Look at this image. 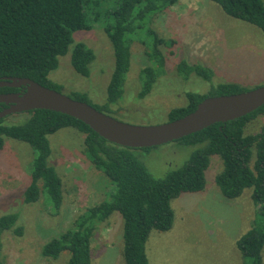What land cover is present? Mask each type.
<instances>
[{
    "label": "rangeland",
    "instance_id": "1",
    "mask_svg": "<svg viewBox=\"0 0 264 264\" xmlns=\"http://www.w3.org/2000/svg\"><path fill=\"white\" fill-rule=\"evenodd\" d=\"M91 1L88 8H95L88 11L92 28L73 34L75 43L83 42L95 52L90 77L84 78L73 70L70 62L73 45L69 54L59 57V67L49 76L62 87L60 91L64 95L73 98L76 92L87 93L88 103L98 107L107 101V86L115 63L113 47L103 24L120 0ZM95 13H99L98 18ZM149 19L161 38L174 42L160 46L170 68L147 96L139 98L142 89L139 71L144 65L154 63L144 55L152 44V37L146 28L138 29L133 34V58L124 94L117 104L103 111L105 114L132 125L163 124L170 121L171 109L187 105V92L206 94L219 83H238L247 90L264 84L263 32L229 17L212 1L178 0L169 11L158 12ZM181 59L202 65L209 63L215 71L214 77L211 81L196 74L185 78L176 67ZM29 117V112H21L8 115L4 120L18 125ZM263 127L264 113L248 123L245 134H256ZM84 138L83 133L72 128L49 135L52 148L49 163L56 169L63 186L64 200L59 212L55 211L42 185L37 202H24L34 152L26 142L4 138L0 152V216L18 212V225L24 228L22 236L11 230L3 233L1 257L4 264H68V251L57 259L46 258L41 253L43 246L73 229L76 220L88 208L111 199L116 186L84 153ZM198 148L172 141L134 149L132 153L154 177L162 178L181 168ZM222 170V160L212 157L205 190L185 193L172 200L173 227L167 232L152 231L147 242L150 264H241L243 257L236 240L252 227L264 223L249 196L252 189H246L237 199L221 194L213 178ZM91 247V264H125L120 214L114 213L109 223L97 226Z\"/></svg>",
    "mask_w": 264,
    "mask_h": 264
},
{
    "label": "trees",
    "instance_id": "2",
    "mask_svg": "<svg viewBox=\"0 0 264 264\" xmlns=\"http://www.w3.org/2000/svg\"><path fill=\"white\" fill-rule=\"evenodd\" d=\"M178 0H120L107 14L104 31L114 51V70L107 86V101L96 107L109 110L124 94L127 74L133 52V34L142 28L152 37L149 50L144 53L154 65H144L139 71L144 98L157 80L170 68L168 58L160 46L172 45V40L161 38L151 26L149 17L167 12ZM234 19L260 29L264 34L263 0H210ZM91 0H0V79L26 77L42 86L60 91L62 87L50 79L59 67V57L69 54L73 70L84 78L91 75L90 65L96 55L83 42H74L73 34L90 30L88 8ZM96 18L99 13H95ZM97 20V19H96ZM142 43V42H141ZM143 44V43H142ZM147 45V44H143ZM178 73L185 78L196 74L211 81L215 71L209 63H176ZM14 89L0 88V92ZM247 89L238 83H219L206 94L187 92V105L173 108L169 120H177L194 111L207 97L235 94ZM74 99L88 102L87 93L76 92ZM264 113L259 109L227 122H219L185 136L178 141L186 146H199L176 170L162 178L154 177L134 156L132 150L110 143L84 122L60 112L36 109L29 111V120L23 124H7L0 119V152L4 138L28 143L34 152L31 181L24 193L26 204L40 198L41 185L50 197L56 212L62 207L64 196L62 180L49 163L52 148L49 135L63 128H72L85 135L84 153L116 186L111 199L88 208L74 223V228L48 241L42 248L46 258L57 259L68 251V264H91L92 241L99 224L109 223L114 213L123 220V259L125 264H150L146 245L152 231L167 232L173 227L175 212L172 200L185 193L205 190L211 158L223 162V170L214 176V183L228 199L240 198L246 189H252L250 198L264 223V127L256 134H245L249 122ZM151 148V147H150ZM147 149V148H142ZM254 158V160H253ZM20 214L0 216V264H4L2 235L13 231L23 235L18 225ZM236 245L242 254L241 264H263L264 224L243 233Z\"/></svg>",
    "mask_w": 264,
    "mask_h": 264
},
{
    "label": "water",
    "instance_id": "3",
    "mask_svg": "<svg viewBox=\"0 0 264 264\" xmlns=\"http://www.w3.org/2000/svg\"><path fill=\"white\" fill-rule=\"evenodd\" d=\"M22 88L23 93L0 94V103L8 105L0 111V119L8 115L36 109L52 110L74 117L115 145L142 149L160 146L201 131L212 124L243 117L264 105V84L235 94L210 96L194 111L163 124L139 126L113 118L85 101L64 95L22 77L0 79V88Z\"/></svg>",
    "mask_w": 264,
    "mask_h": 264
},
{
    "label": "flooded vegetation",
    "instance_id": "4",
    "mask_svg": "<svg viewBox=\"0 0 264 264\" xmlns=\"http://www.w3.org/2000/svg\"><path fill=\"white\" fill-rule=\"evenodd\" d=\"M5 88H8V87H5ZM11 89H14L12 91H8V92H0V94H5V93H23L25 90L22 89V88H11ZM8 105L5 104V103H0V111H2L3 109L7 108Z\"/></svg>",
    "mask_w": 264,
    "mask_h": 264
},
{
    "label": "bare ground",
    "instance_id": "5",
    "mask_svg": "<svg viewBox=\"0 0 264 264\" xmlns=\"http://www.w3.org/2000/svg\"><path fill=\"white\" fill-rule=\"evenodd\" d=\"M263 85V84H262Z\"/></svg>",
    "mask_w": 264,
    "mask_h": 264
}]
</instances>
